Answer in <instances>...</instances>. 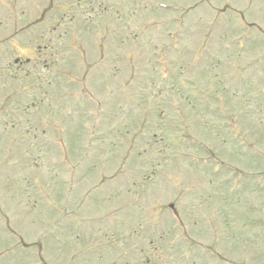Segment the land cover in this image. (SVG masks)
Listing matches in <instances>:
<instances>
[{
	"label": "rangeland",
	"instance_id": "rangeland-1",
	"mask_svg": "<svg viewBox=\"0 0 264 264\" xmlns=\"http://www.w3.org/2000/svg\"><path fill=\"white\" fill-rule=\"evenodd\" d=\"M0 264H264V0H0Z\"/></svg>",
	"mask_w": 264,
	"mask_h": 264
},
{
	"label": "flooded vegetation",
	"instance_id": "flooded-vegetation-1",
	"mask_svg": "<svg viewBox=\"0 0 264 264\" xmlns=\"http://www.w3.org/2000/svg\"><path fill=\"white\" fill-rule=\"evenodd\" d=\"M137 262H138V260H137ZM149 262V261H148Z\"/></svg>",
	"mask_w": 264,
	"mask_h": 264
}]
</instances>
